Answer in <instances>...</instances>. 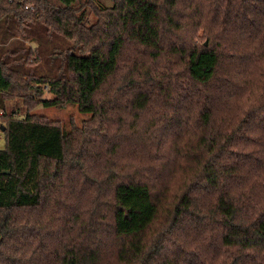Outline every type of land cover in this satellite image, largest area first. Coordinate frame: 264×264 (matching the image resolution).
<instances>
[{
    "label": "trees",
    "instance_id": "obj_1",
    "mask_svg": "<svg viewBox=\"0 0 264 264\" xmlns=\"http://www.w3.org/2000/svg\"><path fill=\"white\" fill-rule=\"evenodd\" d=\"M104 1L0 0L72 41L0 50V264H264V0Z\"/></svg>",
    "mask_w": 264,
    "mask_h": 264
},
{
    "label": "rangeland",
    "instance_id": "obj_2",
    "mask_svg": "<svg viewBox=\"0 0 264 264\" xmlns=\"http://www.w3.org/2000/svg\"><path fill=\"white\" fill-rule=\"evenodd\" d=\"M104 4L108 1L101 0ZM87 13V14H86ZM88 16V11L85 12ZM88 19L92 20L93 16L89 15ZM7 40L5 43L4 41ZM72 45V41L68 40L60 33L49 34L44 25L37 20L23 22L21 27L16 26L15 20H11L10 24L0 25V50L8 53V59L21 58L22 61L28 54H33L35 62H23L24 69L38 74L52 76L57 74L61 60V51L67 50ZM17 50L15 53H11ZM46 97L52 94L46 92ZM6 108L14 111L17 116L26 114V109L20 101V98L13 97L6 100ZM32 113L45 116L49 120L59 121L60 124L69 128L70 121L73 120L77 126H80L89 114L82 113L78 110L76 104H69L64 108L56 106H38ZM4 146V136L0 129V148Z\"/></svg>",
    "mask_w": 264,
    "mask_h": 264
},
{
    "label": "water",
    "instance_id": "obj_3",
    "mask_svg": "<svg viewBox=\"0 0 264 264\" xmlns=\"http://www.w3.org/2000/svg\"><path fill=\"white\" fill-rule=\"evenodd\" d=\"M0 129L3 130V127H0ZM6 173H8V171Z\"/></svg>",
    "mask_w": 264,
    "mask_h": 264
}]
</instances>
